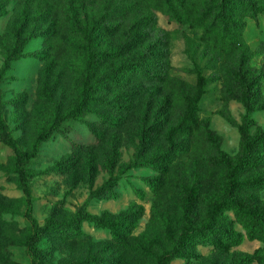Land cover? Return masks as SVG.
I'll return each instance as SVG.
<instances>
[{
    "label": "trees",
    "instance_id": "16d2710c",
    "mask_svg": "<svg viewBox=\"0 0 264 264\" xmlns=\"http://www.w3.org/2000/svg\"><path fill=\"white\" fill-rule=\"evenodd\" d=\"M123 0H103L97 5L96 0H0V19L8 13L11 2H16V16L12 21L13 47L7 52L6 59L0 69V134L4 144L13 151L9 166L0 164V172L13 173L17 176V184L24 193L27 206L26 218L29 223V235L24 243L32 264H44V252L39 248L42 237L47 236L54 242L74 243L84 233L82 225L87 223L97 229L108 230L117 252L128 250L141 257L154 260V264H171L173 260H185L187 264H197L202 259L198 246L209 244L214 247L215 254L211 257L219 264H264V130L257 129L253 115L264 110L261 104L262 94L259 87L264 80V64L260 69H253L248 64L250 50L243 41L234 43L239 53V61L232 78L240 86L235 97L244 109L242 120L240 153L233 158L227 153H219L216 170L220 172L218 194L210 197L203 204L204 218L201 222L197 211L200 204L202 187H191L185 175L183 180L168 181L171 170L176 167L183 152L180 136L186 134L189 122L183 120L169 135L164 151L155 150V145L168 128L167 102H158L153 95L149 97L139 121L135 160L125 165L118 175L116 167L120 160V148L124 142L133 117L134 109L141 101V92L131 99L127 95V79L134 74H143L144 69L133 61H123V56L130 58L134 52L138 62L145 61L143 55L150 60L163 59L166 53L156 51L147 42V36L161 32L157 29L154 12L158 9L147 7L138 15V4L124 6ZM169 11L166 14L176 21L183 22L190 18L194 7L201 8L200 20L204 27V35L215 38L216 45L221 46L231 36L242 37L245 18L257 21L258 15L264 12V6L255 0H200V4L191 0H163ZM244 15L238 18V11ZM170 12V13H169ZM21 19L19 27L13 28L16 19ZM31 23H37L34 29ZM146 26L145 33L139 28ZM141 34L133 36L134 34ZM45 39L46 49L41 52L42 62L46 65L42 72L38 97L49 104H54L51 121L38 133L30 149L24 152L18 142L13 139L10 129L5 123L1 83L11 68V63L24 57V48L32 40ZM146 44L144 45V40ZM144 45V48L142 47ZM59 53L53 57L54 47ZM140 48L143 50L138 53ZM264 54V43L259 47ZM75 55L82 60V73L77 83V96L73 101L66 102L63 88L64 67L53 77L64 54ZM142 56V57H141ZM52 57V58H51ZM51 58V59H50ZM147 60V61H150ZM75 65V64H74ZM68 67L67 62L65 65ZM144 95V94H143ZM121 96V97H120ZM120 97V98H119ZM195 108L191 109L193 112ZM95 115L97 123L86 126L100 144L108 146L105 167L110 172V179L97 190L92 191L90 198H118L115 189L123 175L136 168H151L160 173V177L146 179V184L155 195L166 187L175 188L184 194L187 202L182 207L177 220V230L163 232L166 240L161 253L149 248L145 242L131 247V235L138 227L143 208L116 217L112 215H94L87 210V204L74 214L69 223L58 222L51 215L43 225L34 218L32 207V189L30 180L36 176L29 168V163L36 159L43 143L53 136L62 134L61 127L69 121L82 120L88 115ZM168 124V125H166ZM81 147L76 154L79 159L69 160L67 164H58L56 170L69 174H77V168L84 162L88 183L93 188L98 174L99 163L90 152L84 159ZM162 175V177H161ZM75 178L73 188L78 185ZM214 185V184H213ZM140 200L145 195L138 190ZM8 202L0 196V231L11 224L2 216L8 214ZM232 212L234 221L228 222L225 213ZM242 227L244 233L235 230L234 224ZM151 228V226H150ZM167 228V227H166ZM144 235H142V239ZM257 240L262 248L254 254H240L231 250L242 244L245 239ZM170 246V247H168ZM210 259V258H209ZM79 264H114L101 257H90ZM213 264H216L214 262Z\"/></svg>",
    "mask_w": 264,
    "mask_h": 264
},
{
    "label": "rangeland",
    "instance_id": "374dc122",
    "mask_svg": "<svg viewBox=\"0 0 264 264\" xmlns=\"http://www.w3.org/2000/svg\"><path fill=\"white\" fill-rule=\"evenodd\" d=\"M102 1L96 0L97 5ZM191 1L202 3L200 0ZM255 2L264 6V0ZM122 4L125 7L138 4V15L147 7L158 9L154 14L157 29L161 32L147 36V43L156 51L160 53L164 51L167 55L163 59L154 57L152 60L143 55L145 59L143 62H138L134 52L130 58L123 56V61H133L145 72L134 74L127 79L128 98L131 99L138 92L142 95L140 103L134 109L131 125L129 124L124 134L115 175H118L125 165L135 160L139 121L146 104L150 101L149 97L152 95L156 97L155 105L158 102H167L166 123L169 125L166 124L168 128L155 145V150L164 151L173 130L183 120L189 122L186 134L179 138L183 143L182 156L176 167L171 170L172 176L168 181H178L179 178L183 180L182 177L185 175L191 187H202L197 211L203 222L205 220L203 204L211 196L218 194L220 172L216 170V166L219 153H227L233 158L240 153L245 109L235 98L240 86L231 76L239 61V53L234 43L243 41L246 44L250 50L248 64L251 68L262 67L264 54L259 51V47L264 43V12L258 15L257 21L245 18L246 25L241 38L231 36L221 46H217L214 37L204 35V27L200 20L201 8L194 7L190 18L180 22L166 14L169 10L163 0H123ZM16 6V2H11L7 9L8 13L0 19V69L7 52L14 44L10 31L13 30L11 26L14 22L12 20L16 17L14 15ZM243 15V11H238V18ZM20 23L19 17L13 28L19 27ZM36 27L37 23H31L29 26L30 30ZM146 29V26L139 28L142 33H145ZM139 35L141 34L135 33L133 36ZM143 48H140L138 53ZM45 49L44 37L30 41L24 48V57L11 63V68L1 83L5 123L10 129L11 136L24 152L30 149L39 131L51 121L55 108L56 102L51 105L38 97L40 81H44L42 72L46 65L40 57ZM52 53L55 57L59 53V48L55 46ZM63 54L64 60L58 63L52 75L56 77L64 67L63 88L66 92V102H69L77 96V83L79 75L83 72L82 60L75 55ZM65 62L68 67L64 66ZM259 92L262 94L263 98L260 101L263 104L264 80ZM193 107L195 110L191 112ZM253 119L256 122L253 133L257 129L264 130V110L256 112ZM86 122L96 124L97 118L91 114L82 120L64 123L61 127L62 134L55 135L43 143L38 157L29 163L30 170L36 174L30 180L34 218L41 225L51 215L60 223H69L72 216L86 204L87 210L94 215L116 217L132 212L137 206L142 207V216L137 229L131 235L130 246L137 247L145 242L149 248L161 253L166 244L162 234L170 232V228L177 230V220L187 199L184 194L169 187L163 188L155 195L148 188L146 179L160 177V173L143 167L133 169L121 177L115 189L118 198L92 199L88 202L92 191L110 179V172L105 167L108 146L97 141L87 128ZM80 147L84 152L81 158H85L91 152L99 163L93 188L88 183L84 162L77 168V174L56 170L58 164H67L69 160L79 159L76 152ZM12 157L13 151L4 144L0 134V164L9 166ZM76 177L79 182L77 187L73 188ZM16 179L17 176L13 173L0 172V196L8 202L12 201L7 208L9 213L2 216L11 226L0 231V264H32V258L24 246L30 232L26 218L27 206L24 193ZM138 190L144 193V201L138 197ZM262 198L264 199V193ZM225 216L228 222L234 221L232 212H226ZM234 228L244 233L239 224L235 223ZM82 231L84 236L74 243L54 242L47 236L42 237L39 248L44 252V264H79L90 257H101L114 264H154V260L145 259L131 250L118 253L108 230L97 229L85 223L82 225ZM262 246L257 240L251 241L246 238L231 252L254 254ZM197 249L201 258L207 259V264L214 262L219 264L214 258L211 259L215 254L213 246L204 244L199 245ZM171 264L187 262L173 260ZM197 264L204 263L200 259Z\"/></svg>",
    "mask_w": 264,
    "mask_h": 264
}]
</instances>
